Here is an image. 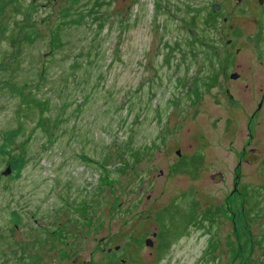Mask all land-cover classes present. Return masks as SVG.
Returning <instances> with one entry per match:
<instances>
[{
  "label": "rangeland",
  "instance_id": "1",
  "mask_svg": "<svg viewBox=\"0 0 264 264\" xmlns=\"http://www.w3.org/2000/svg\"><path fill=\"white\" fill-rule=\"evenodd\" d=\"M254 5L264 19L259 0H0V147L26 157L9 178L0 154V264H264V126L226 127L215 101L231 49L254 66Z\"/></svg>",
  "mask_w": 264,
  "mask_h": 264
},
{
  "label": "flooded vegetation",
  "instance_id": "2",
  "mask_svg": "<svg viewBox=\"0 0 264 264\" xmlns=\"http://www.w3.org/2000/svg\"><path fill=\"white\" fill-rule=\"evenodd\" d=\"M259 3L264 5V0H259ZM220 7H221V5H220ZM220 7H218V8H220ZM213 10H214V8H213ZM254 11L257 12V14H258V17L256 18L257 27H256V34H255L256 39H257V43L255 45L256 56H255V59L251 60V62H254V66H250L249 69L245 73H243V71L246 68L245 61L241 55L244 46L238 45V46H236L235 50H233V51H231L232 50L231 49L228 53V56H231V55L234 56L233 64L230 65V68L227 72L225 71L226 86H225L224 91L222 92L223 95H222V97L217 98V100H215L217 102V104H222L224 106V108L229 111L228 115L226 117H224V118L218 117V118H216V120L225 122L226 127L230 128V126L232 124H234V125L238 124L237 117L234 114V110H238L240 112H243L245 115V119L247 118V127L250 129V138L251 139H254L255 137H257V133L254 130L256 128L260 129L264 126V19L262 17V12H261L260 7H257L256 5L250 6L249 13H252ZM226 68L227 67H224V70H226ZM255 70H259L261 72V77L256 76L255 79L252 78V73ZM233 74H237V77H234ZM247 79L251 80V82H247L245 85H243L242 82L247 80ZM250 83H252L251 84L252 86L250 85ZM249 87H251L250 90H249ZM246 88H247V90H246ZM251 129H252V131H251ZM255 150H257V148L252 147L249 152H254ZM10 165L12 166V171H11L12 174L10 173V175L9 176L7 175L6 177H9V178L15 177V176H16V178L21 177L23 170H14L13 165L12 164H10ZM42 177L47 178V182L51 181L49 176H46V177L42 176ZM38 180H40V183H38V186L40 184L45 183L43 178H40V179L38 178ZM61 182L58 181L55 185H52L51 183L46 184L48 187L45 188L46 191H44V192H45V194L48 195V196H46V198L48 199L47 205L52 203V202L55 203L56 200H53V195L55 196V192L57 191V189L59 190L58 195L63 199L64 196L63 195L61 196V194H63L64 189L65 188L68 189L69 186L68 185L66 187L61 186ZM77 198H78V196L75 197V199H77ZM57 210H58L57 212H58L59 216H64L66 214V212H65L66 209H64L63 207H59V208H57ZM54 217H55L54 213L53 214H47L46 213L45 219H48L47 221L49 223H52L56 220V217H55V220H53ZM6 219L8 221H6V227H4V228L9 231L11 236L16 237V241L20 242L21 248L24 251H27V249H26L27 245L22 244L23 238L24 237L27 238V236H23L20 232L21 229L23 230V228H24L22 226V223H21L22 219H23L22 209L19 206H16L13 208L11 207L7 212V216L5 217V220ZM39 220L40 219H37V218L34 219V221L36 222L37 225H35L34 227H32V226L30 227V229H29L30 234L33 233V230L36 226L42 225V224H38ZM90 231H87V233H90ZM132 231H130L128 233V236L130 235V233ZM159 232L157 231V235H159ZM133 238L134 237L132 236L131 239H133ZM109 239H111V237ZM131 239H130V241H127V242H130V244H128V243L126 244V245H129V248H131V246H133L134 244L136 246H138V248L142 247L143 239L141 240V243H138V242L133 243L131 241ZM162 239H164L163 235H162ZM131 242H132V245H131ZM154 243H153V245H151L152 251H150V254H152V255L158 249V243H156V244H154ZM140 244H141V246H140ZM117 246H115L114 249H112V247H106L105 252H101V253H104L107 255L113 254L116 250H118V249H116ZM5 250H7V252L4 256H7L8 252L13 251L12 253H13L14 257L19 259L18 264H20V260L22 261V259L25 260L28 258V257L23 258L22 255L20 257H17V255H15V254H17V252L20 249L19 250L18 249H14V250L13 249H10V250L5 249ZM48 251H49V249H48ZM55 254H57L55 251H51V254L46 256L43 261H46L48 259V261L50 263L52 260H54V261L56 260L58 262H61L62 260H64L67 262V257L69 256L67 253H64L63 255H61L59 257V259H56ZM42 259H41V261H42ZM40 263L35 262L34 264H40ZM67 264H68V262H67Z\"/></svg>",
  "mask_w": 264,
  "mask_h": 264
},
{
  "label": "trees",
  "instance_id": "3",
  "mask_svg": "<svg viewBox=\"0 0 264 264\" xmlns=\"http://www.w3.org/2000/svg\"><path fill=\"white\" fill-rule=\"evenodd\" d=\"M18 129H15V131H12L11 133H9V135H11V137H13L17 132ZM0 154H7V159H8V165L12 164L14 167V170H23L25 165H26V157L22 154V153H18L16 155H12V153L9 152V150L7 149V147H5V145L0 147ZM199 220L201 221V219H197L195 221L199 222Z\"/></svg>",
  "mask_w": 264,
  "mask_h": 264
},
{
  "label": "water",
  "instance_id": "4",
  "mask_svg": "<svg viewBox=\"0 0 264 264\" xmlns=\"http://www.w3.org/2000/svg\"><path fill=\"white\" fill-rule=\"evenodd\" d=\"M217 6L220 7L219 4H216L215 7H214V11L217 9ZM233 76H234V77H237V74H233ZM11 171H12V166L9 165L3 173H4V175H8L9 173H11ZM161 172L163 173V170H162ZM156 235H157V233L155 232V233L153 234V236H156ZM153 243H154V241H153L152 238H148V239L146 240V244L149 245V246L153 245Z\"/></svg>",
  "mask_w": 264,
  "mask_h": 264
}]
</instances>
